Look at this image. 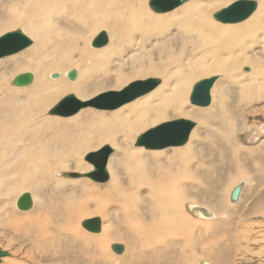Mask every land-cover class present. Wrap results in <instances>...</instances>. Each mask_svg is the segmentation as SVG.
Masks as SVG:
<instances>
[{
    "label": "rangeland",
    "instance_id": "rangeland-1",
    "mask_svg": "<svg viewBox=\"0 0 264 264\" xmlns=\"http://www.w3.org/2000/svg\"><path fill=\"white\" fill-rule=\"evenodd\" d=\"M23 1L0 0V35L8 30L21 29L22 26L8 28L6 20L9 7L19 3L24 5ZM235 1L232 0L229 4ZM186 4L187 2L183 5ZM168 13H172V11ZM60 22L63 23V21ZM36 26L40 34H48L49 26L43 20H38ZM92 28L93 24L90 25V29L87 31ZM115 31L117 33V29ZM52 32L49 35L55 36L56 29ZM107 32L114 44L112 49L121 47V42L125 38L124 33L115 39L113 29ZM179 32V30L174 28L171 34L162 39L160 44L155 47L154 53H152L154 57L147 63H155L164 58L168 59L169 55L165 51L167 47H175L179 50L187 40ZM28 35L34 41L30 47L16 54L0 58V127H2L1 124L10 122L18 108H21L20 111H22V107H26L29 104L31 95L38 96V94H43L49 90L50 87H55L53 82L56 79L52 78L51 74L60 71L62 73L60 83H65L66 79H68L64 72L67 67H65V70L64 68L53 69L48 67V63L53 62V56L60 46H64V40L47 42L45 44L47 48H44L38 34L30 32ZM91 46L94 48L93 42ZM32 50H36V53L31 52ZM127 50H131L129 45H127ZM30 52L33 55H30ZM75 56L76 58L80 57V55ZM29 57L46 66L47 70L45 72L49 73V79L46 78L47 80L43 77L40 79L38 75L36 80L39 81L40 79L43 81L42 87L46 88L42 89V92L38 94L37 92L35 93L34 89L28 92L27 89L16 88L13 83L15 75L29 72L26 69L20 70L17 68V66H21L22 62L28 61ZM247 66L244 65L240 69L233 71L232 74L234 76H230L227 73H222V77L219 75L220 79L213 88L214 91L212 90V95L214 93L213 101L209 106L204 108L194 106L188 99L185 108V111L193 108L195 113L205 110L207 114L204 122L192 119L197 122V126L193 129L189 140V142H194L197 146L196 163L194 164L196 179L192 182L190 180L192 175L186 176V179L178 178V185H176L182 190V193L186 194L183 201L184 211L188 212V208L194 203L206 205V207L208 206L210 209L218 211L219 214L229 216L230 222H227L228 224H214L207 221L208 225H205V227L204 225H200V227L197 225L193 232L166 237L153 245L145 246L144 243H149L148 237L142 236L140 238L135 228L132 231L131 227H139L140 225L145 228L149 225L145 220L148 219L150 214L153 216L155 213L156 216L155 194H150L147 191L144 182H139L144 187L137 189L138 182L131 180L128 175L127 170L130 166L128 165L129 159L126 156H116L110 161L109 167L111 166L112 168V176L115 169V172L118 171L121 176L128 180L126 189L131 188V193L129 194L132 198L130 197L127 201L125 198L110 192L111 190L119 192L116 189L118 186L114 185V182L111 183L112 178L109 183L105 184L96 183L86 177H83L84 180L79 185L63 182L64 179H72L66 176L67 173L88 172L94 168L91 163L86 161L85 157L89 152L100 149L105 141L94 139L93 136L101 134L102 122L112 119L111 116L113 114L120 111L125 105L130 104H125L113 110H101L89 106L83 108L77 115L72 117L50 114L51 108L63 97L68 94H77L74 91H68L69 93L58 94L44 112L37 114L28 130L23 129V126H26L24 124L23 126L19 125L20 128L15 125L13 129L16 133L14 131L9 132L11 135L15 133L14 137L17 135V137L21 136V141L19 140L18 142L21 147L24 144L23 141H25V145L26 142L27 145L33 143L38 155L39 152L45 154L46 160L35 164L37 171L32 172V177L28 179L23 177L22 180L19 179L18 175L21 176L25 172L24 166H22L24 165L23 162L20 163V160H17V162H14L16 163L15 165L12 163V165L7 167L4 161H0V247L11 252V256L6 257L0 264H199L203 260L207 262L209 260L212 264H264V101L255 102V104L249 106L248 102H246L251 93L242 91V85L238 82L235 75H240L241 77L248 74L244 71ZM1 68H3V71ZM150 72H155L158 75L156 77L162 79L163 83V78L160 77L162 75L159 71L151 70ZM104 76V73L97 74V80L95 77V79H90V81L92 80L91 84L86 82V91H90V93L93 91V97L116 87L113 86L114 82L108 79L105 82L109 84L107 88L97 89V85L104 79ZM8 79L9 85L6 83ZM79 94L83 95L82 93ZM79 94L76 96L82 99ZM21 97L22 99H20ZM32 102L31 104H36L35 100ZM223 114H225V118ZM80 117L82 119L78 120L77 118ZM51 118L57 122L51 120ZM178 118L183 117L178 116L174 119ZM3 135L0 136V153L9 147L7 139ZM80 135L85 136L86 141L89 142L87 148L81 149L77 156L78 158L84 156L83 164L85 165L82 164L76 171L74 169L77 166L74 165L75 163L72 159L66 160V163L74 167L64 168V164L62 166L57 164L56 156L61 158L62 155L60 153L63 150L65 152L64 155H67L71 142ZM138 135L135 136V141ZM10 142L12 143L13 141L11 140ZM188 143L164 149L148 150L143 148V150L152 154L173 151L174 149L186 150ZM110 144V142H105V145ZM132 148H137L135 142L132 143ZM113 149L115 154L121 152L118 148L114 147ZM178 154L176 157H180ZM170 156L169 161L171 159L174 161V156ZM159 157V160H157V157L149 158L150 165L158 169L159 174H164L162 171L166 169L172 170V167H166L168 164L167 158L163 159V162L161 155ZM144 167L146 169L145 165ZM144 167L141 166V169H144ZM194 170L192 169L193 172ZM138 172L143 173L142 170H138ZM143 178L139 177L138 179L142 181ZM175 179L177 180V178ZM172 180L173 178H165L161 175L157 182L166 188H172V185H170ZM241 183L243 184L242 198L240 202L233 204L231 203L230 195L232 196L233 188ZM83 185L86 188L90 187L88 192L92 194L91 197L86 195L87 192H84L86 188H83ZM112 185L114 186L111 188ZM94 189L101 192L109 191L104 194H96ZM24 192H30L34 199V206L28 211L20 210L16 204L18 197ZM83 198L90 205V208L87 206L84 215L87 216L88 212L92 211L95 214L90 215V217L87 216L88 218L93 216L102 217L103 224L108 225L109 234L112 235V240L107 244L108 248L106 247L103 253L100 252L99 248L103 246L101 242L104 241H98L97 239L101 237L102 230L99 233H92L82 225L86 216L81 215L82 217L80 216L79 220L72 217V207L75 205L80 206L78 203ZM105 199H109V201L103 205L102 200ZM98 204L100 206H97ZM3 207L4 209L2 210ZM4 211H11L10 216H4ZM193 217L201 220L198 214ZM69 218L77 219L78 221V225L74 229L75 233H66L65 229H61ZM32 219H43V221L48 219L52 221V226H49V234L51 232V235L56 237L51 238V240L48 239L43 246L36 245V237L40 230L35 229L36 225H31ZM8 220H15V223L12 224V230L4 227ZM6 226L11 227L9 225ZM207 228L209 229L208 231ZM224 236L230 239L227 249L225 244L223 246L220 242H224ZM112 243H122L128 246L126 248V251L129 250L128 254L124 257H118V255H123L126 251L122 254L116 253L111 247ZM210 244L217 245L212 247ZM227 250L233 252V254L227 256Z\"/></svg>",
    "mask_w": 264,
    "mask_h": 264
},
{
    "label": "bare ground",
    "instance_id": "bare-ground-1",
    "mask_svg": "<svg viewBox=\"0 0 264 264\" xmlns=\"http://www.w3.org/2000/svg\"><path fill=\"white\" fill-rule=\"evenodd\" d=\"M188 1L183 2L167 12H154L150 4L151 0H24V5L21 3L18 5H11L7 14L6 26L8 28L22 26L20 30L26 35L30 32L38 34L41 38L40 42H42L44 48H47L45 47L47 42H60V40H64V46H60L53 56V62L48 63V67L53 69L64 68V70L65 67H67L64 72L68 78L65 83H60V76L62 73L56 71L51 74V77L56 79L53 82L55 87H50V89L43 94H38L42 92V89H46L42 87L43 81L40 79H42V77L45 78V80H47L46 78L49 79V73L45 72L47 67L30 57L28 58V61L22 62L21 66H17L20 70L26 69L32 73L34 75V81L30 85L16 86V88L18 87L21 90L27 89L28 92L29 90L34 89L35 93L37 92L38 94V96L31 95L29 97V104L26 105V107L23 106L22 111H20L21 108H18L10 122L8 121V123L1 124L2 127H0V136L4 134L5 136H3L7 139L6 141L9 144L7 150L0 153V161H4L7 167L12 165V163L15 165L16 163L14 162H17V160H20V163L23 162L24 165L22 166H24L23 168L25 172H23V175L21 176L18 175L20 180H22L23 177L25 179L32 177V172L37 169L35 168V164L40 161H45L46 157L45 154H42L41 152H39L38 155L33 143L27 145L26 142L25 145V141H23L24 144L22 147L18 144L19 140L21 141V136H13L16 133L13 129L15 128V125L19 127V125L23 126L25 124L26 126H23V129L28 130L35 116L44 112V110L50 106L51 101H53V99L60 93H66L68 91H74L77 94L82 93L83 95L79 94L82 99L78 98L76 96L77 94H74L82 101L84 99L87 101L98 97L101 93L93 97V91L92 93L86 91V82L91 84L92 80L90 81V79H95V77L97 80V74H105L104 79L97 85V89L107 88L109 84L105 82L108 79L114 82L113 86H116L115 88H112V90L104 91L102 93L122 91L132 82L157 78L158 75L155 72H150L151 70H157L162 75L160 77L163 78V83L161 82L162 84L160 87L156 90L154 89L155 91H153V93L151 91V93L149 92L131 101L132 103H127L128 105H125L120 111L111 116L112 119L101 123V134L93 136L94 139L99 141L110 142L112 148L115 147L121 151L118 154L112 153L107 160V167L110 176L109 180L106 182H94L105 184L109 183L112 178L111 183L114 182V185L118 186L116 189L119 190V192L116 190H111L110 192L125 198L127 201L131 197L129 194L131 193V188L126 189V182L128 180L121 176L118 171L115 172V169L113 170L112 176V168L111 166L109 167L112 159L116 156L123 155L129 159L128 165L130 168L127 172L131 180L138 182V185L136 186L137 189L145 186L150 194H155L156 216L155 213L153 216L150 214L148 219L145 220L149 225L145 228L140 225L139 227H131L132 231L135 228L140 235V238H142V236L148 237L149 243H144L145 246L153 245L166 237L193 232L197 225H199L198 227H200V225H204L205 227L208 223L226 225L228 224L227 222H230V217L219 214L218 211L213 210L212 208L210 209V207H206V205L197 203H194L188 208L190 212L184 211L183 201L186 194L182 193V190H180L179 187H176V185H178V178L186 179V176L192 175L190 180L194 182L196 179L194 164L196 163L195 154H197V146L194 142L188 141L189 143H187L189 145L186 150L174 149L173 151L152 154L148 151H144L143 148L145 147L143 146L132 148V143L136 142L134 140L135 136L138 135V133L141 134L161 123L173 121L172 119L178 116L204 122V118L207 114L205 110L200 113H195L193 108L185 111L187 100L190 99L189 95L191 94V89L194 84L206 76L217 75V81L222 77V73L234 76L232 72L240 69L244 65H248L244 68V71L248 74L241 77L240 75H235V77L242 85V91L244 93H251L246 101L248 102V106L255 104V102L264 101V0H256L258 2V8L256 11L246 20L237 24H227L218 21L215 17L216 13L228 7L232 0ZM186 2L187 4L183 5ZM221 7L224 8L220 9ZM171 11L172 13H168ZM38 20H43L45 24L49 26L48 34L43 35L39 33L36 26ZM60 21H63V23ZM91 24H93V28L90 31H87L90 29ZM174 28L179 30V33H182L186 37L187 40L185 44L179 50L175 47H167V50L165 51H167L169 55L168 59L164 58L155 63H147V61L154 57V54L152 53H154L155 47L160 44L162 39L171 34ZM54 29H56L55 36L49 35ZM112 29L115 39L124 33L125 38L121 42V47L112 49L114 44L111 41L109 34V40L111 41H109L110 44L94 46V41L103 31H110ZM116 29L117 33L115 31ZM92 42L94 48L91 46ZM83 44H85L84 47H82ZM127 45L131 47V50H127ZM31 52L36 53V50H32ZM30 55H33V53ZM75 55H80V57L76 58ZM23 59H25V57H23ZM59 59L61 60L59 61ZM68 67H70V69H68ZM1 70L3 71V68H1ZM72 70H76L77 72L75 79L69 77V73ZM17 75L13 77V83ZM38 75L40 76L39 81L36 80ZM219 75L221 76L219 77ZM6 83L9 85V79ZM216 83L214 84V87ZM213 97L214 93L212 95V101ZM20 99H22V97ZM33 100L36 101V104H31ZM80 111L74 115H77ZM74 115L67 117H72ZM223 117L225 118V114H223ZM77 119L80 120L82 117ZM51 120L56 121L52 118ZM13 131L15 133L11 135L9 132ZM137 138L138 137H136V139ZM9 140H12L13 142L11 143ZM105 142L102 146L105 145ZM71 143L67 155H64L65 152L63 150L60 153V155H62L61 158L56 156L57 164L60 166L64 164V168H71L74 166L68 165L66 160L72 159L75 163L74 165L77 166L74 170L78 171L84 163V156L82 158H78L77 156L81 149L83 150L85 147L87 148L89 142L86 141L85 136L80 135ZM98 150H93L91 152ZM177 153H179L178 155L180 157H176ZM159 155H161L162 160L167 158L168 164L166 167L170 166L172 167V170L166 169L165 171H162L164 174H159L158 169H155L150 165L149 158L157 157V160H159ZM170 155H172V157L174 156V161H172V159L169 161L171 157ZM89 163L94 167L92 170L88 171L91 172L95 169V166L92 162ZM144 165L146 166V169ZM141 166H143L144 169H141ZM88 168L90 169L89 166ZM138 170H142L143 173L138 172ZM88 172H70L79 173L83 176L76 177L77 179H64L63 182L72 185H79L84 180L83 177H86L84 174ZM161 175L165 178H173L170 183L172 188H166L164 185L158 184L157 179ZM139 177L144 178L142 181H139ZM175 178H177V180ZM139 182H144L145 185L142 186ZM114 185H112L111 188ZM242 185L243 184L241 183L233 188L232 196L230 195L231 203L236 204V202H240L243 195ZM82 187L86 188L84 185ZM89 189L90 187H87L84 192H87L86 195L91 197L92 194L88 192ZM237 189H239V193L235 194ZM107 191L101 192L100 190H95L94 192H96V194H104ZM108 201L109 199L102 200L103 205ZM78 204L80 206H73L71 211L73 213L72 217L79 220V217L84 215V212L87 210V206L90 208V205L84 198ZM97 206H100V204ZM3 209L4 207L2 210ZM4 212V216H10L11 211ZM88 214L87 216L90 217V215L95 213L89 211ZM197 214L201 217V220L193 217ZM87 216L86 218H88ZM48 219L45 221H43V219H32L31 225H36L35 229L40 230L36 237V245L38 246H43L48 239L51 240V238L56 237L55 235H51V232L49 234V226H52L53 222ZM77 219L69 218L66 221L65 226H62L61 229H65L66 233H75L74 229L76 228V225H78ZM13 223H15V220H8L7 224H4V227L12 230ZM107 226V224H103L102 219V234L101 237L97 238L98 241H104L101 242L103 246L99 248L101 253H103V250L106 249V247L108 248L107 244L112 240V235L109 234ZM208 230L209 229L207 228V231ZM216 245L217 244H210L212 247ZM126 248H128V246H125V251ZM128 252L129 250L123 255H118V257H124ZM199 264H212V262L209 260L208 262L203 260L199 262Z\"/></svg>",
    "mask_w": 264,
    "mask_h": 264
},
{
    "label": "water",
    "instance_id": "water-1",
    "mask_svg": "<svg viewBox=\"0 0 264 264\" xmlns=\"http://www.w3.org/2000/svg\"><path fill=\"white\" fill-rule=\"evenodd\" d=\"M188 0H151V6L156 12H167L179 6ZM258 8L256 0H237L228 7L217 12L215 17L218 21L224 23H238L250 17ZM107 31H103L94 41V46H104L109 43ZM33 44V39L26 35L22 30L15 29L8 31L0 36V58L22 51ZM55 76V74H54ZM77 76L76 70L69 73L71 79ZM218 76H209L198 80L190 94V101L195 106L206 107L212 102L211 91L216 83ZM34 81V75L30 72L19 74L14 79L16 86H27ZM162 80L159 78H149L132 82L122 91H112L101 93L98 97L91 100L82 101L74 94L63 97L50 110V114L67 117L74 115L78 111L86 107H94L96 109L113 110L117 109L136 98L143 96L156 89ZM197 126V122L188 118H178L173 121L161 123L141 133L135 146H143L146 149L157 150L172 146L185 145L190 137L193 129ZM114 152L111 145H104L98 151L90 152L86 155V160L92 162L95 169L84 174V176L96 182H106L109 180V172L107 160ZM66 176L71 178L82 177L79 173H67ZM239 193V189L235 194ZM34 206V199L29 192H25L18 197L17 207L22 211L31 210ZM86 230L92 233H99L102 230V219L99 216L86 218L82 222ZM112 249L122 254L125 246L121 243L112 245ZM11 256V252L0 247V263L4 258Z\"/></svg>",
    "mask_w": 264,
    "mask_h": 264
},
{
    "label": "crops",
    "instance_id": "crops-1",
    "mask_svg": "<svg viewBox=\"0 0 264 264\" xmlns=\"http://www.w3.org/2000/svg\"><path fill=\"white\" fill-rule=\"evenodd\" d=\"M223 230V229H222ZM218 232V231H217ZM228 236V235H227ZM229 237V236H228ZM228 237H226L225 238V236L223 237V238H225V242H221V244L223 245V244H225V248L227 249L228 248V246H229V244H230V239L228 238ZM227 256H230V255H232L233 254V252H230L229 250H227ZM231 261V260H230Z\"/></svg>",
    "mask_w": 264,
    "mask_h": 264
}]
</instances>
